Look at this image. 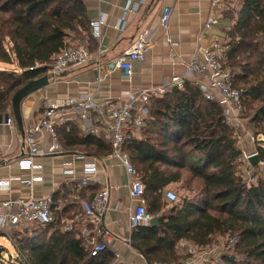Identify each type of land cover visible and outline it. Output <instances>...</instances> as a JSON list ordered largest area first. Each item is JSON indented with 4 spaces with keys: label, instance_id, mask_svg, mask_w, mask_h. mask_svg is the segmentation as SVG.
Returning <instances> with one entry per match:
<instances>
[{
    "label": "trees",
    "instance_id": "1",
    "mask_svg": "<svg viewBox=\"0 0 264 264\" xmlns=\"http://www.w3.org/2000/svg\"><path fill=\"white\" fill-rule=\"evenodd\" d=\"M224 20L229 41L226 66L234 73L233 87L242 92L244 118L257 134L254 149L264 163V0H243L238 10L224 12ZM69 39L89 50L95 47L84 0H0V64L14 67L0 68V118L13 110L19 90L47 76L53 57ZM151 105L141 137L127 141L124 151L160 226L134 229L131 244L150 264H179L180 243L205 248L214 237L223 236L236 242L229 254L210 264H264V171L259 165L253 168L259 176L256 185L243 181V150L224 107L206 99L193 80L182 90L153 98ZM56 133L69 152L96 159L112 153L105 134H84L76 122L56 126ZM173 184L194 191V196L169 202L165 193ZM89 189L82 187L83 199L102 190L88 197ZM55 203L53 198L52 224H30L9 237L17 256L0 246V264H115L111 250L92 256L85 237L61 231L72 215L68 209L56 211ZM6 237L0 230V238Z\"/></svg>",
    "mask_w": 264,
    "mask_h": 264
},
{
    "label": "crops",
    "instance_id": "2",
    "mask_svg": "<svg viewBox=\"0 0 264 264\" xmlns=\"http://www.w3.org/2000/svg\"><path fill=\"white\" fill-rule=\"evenodd\" d=\"M84 1L91 23L103 19L100 37L92 33L95 47L90 49L91 59L88 64L63 72L57 80L50 78L47 86L24 100L23 132L13 110L0 120V163H4L0 166V204L28 198L51 199L53 202V198H56V211L68 209L67 213L70 217L72 215V218L64 220V224L74 225L78 230H88L91 237L101 240V236L93 233L80 205L83 200L81 189L86 187L80 182L84 177L83 166L96 163L97 172L89 184L86 196L92 191L97 193L105 186L110 189L108 209L101 223L103 232L114 235L109 250L118 255L122 264H147L146 259L130 246L132 230L129 218L137 203L130 196L125 168L110 156L96 159L65 149L64 153H49L54 140L42 130L38 134V141L45 154L34 159V164L40 168L21 169L19 163L28 155L24 143L26 132L39 122L50 107L61 106L67 99L88 95L103 108L110 109L124 104L128 92L158 88L172 76L183 75L199 45L215 41L225 44L229 42L224 32L228 25L222 19L219 27L208 33L203 32L212 0ZM165 8L171 9L167 28L161 25ZM124 22L125 26L121 29L119 25ZM145 32L149 34L150 48L143 62L134 63L133 76L127 78L116 68V61ZM96 116L93 112L89 121L81 122L74 108L59 107L56 110V126L61 128L76 122L84 133L87 128L97 125ZM8 118H12L14 124L7 125ZM249 130L244 131L240 145L252 150L255 145L250 142L251 126ZM67 170H73L74 173L68 175ZM33 178L36 181L32 182ZM1 182H9L8 188H3ZM0 240V246L9 252L10 247L15 249L9 239ZM185 247V243L178 245V255L184 253Z\"/></svg>",
    "mask_w": 264,
    "mask_h": 264
},
{
    "label": "built area",
    "instance_id": "3",
    "mask_svg": "<svg viewBox=\"0 0 264 264\" xmlns=\"http://www.w3.org/2000/svg\"><path fill=\"white\" fill-rule=\"evenodd\" d=\"M242 3L243 0H212L203 32L208 33L216 27H219L222 23L224 12L226 10H238ZM170 16L171 9L165 8L161 16V25L164 28H167ZM102 22L103 19L91 23L92 33L97 38L100 37ZM119 26L123 29L125 22ZM150 45L149 34L145 32L140 35L129 50L117 59L116 68L123 72L124 76L131 78L133 76L134 63L145 60ZM228 49V43H220L219 41L212 42L208 45H199L193 58L187 64L183 75L172 76L170 80L158 88H147L137 92H128L125 94L124 104L118 107L115 106L110 109L103 108L88 95L67 99L61 106L53 105L45 112L39 122L26 132L24 143L28 149V155L19 163L20 168L26 170L40 168V166L34 164V159L45 154L40 149L38 141V134L42 130H45L54 140V143L49 149V153L65 152L56 133V110L59 107L69 106L74 108L81 122L89 121L90 115L95 112L97 115V125L87 128L84 134H105L109 143L112 145L110 157L117 160L125 168L129 179L130 196L137 203L133 212L130 214V229L133 231L140 226L150 225V222L155 217L148 210L147 201L144 197V184L140 180L136 168L132 165L128 155L125 153L124 146L131 138L141 137L142 129L151 111L152 99L174 88L182 90L188 80H193L197 83L206 99L218 100L224 107L228 124L234 128L239 142L242 141L245 125L242 92L233 87L235 76L232 69L226 66ZM90 59L91 53L86 45L76 40H69L67 46L53 57L47 76L57 80L63 72L74 68H81L87 65ZM6 124L12 125L14 124V120L8 118ZM252 142H255L254 138ZM240 143L239 146L241 148ZM255 155H258V153L253 148L247 152L243 151L241 159L243 181L248 185H256L259 178L250 163V159ZM259 166L264 171V163L260 162ZM96 172V163L84 164V177L80 181L82 186L89 185ZM73 173V170H67L66 174L71 175ZM33 181H36V178H33ZM1 186L8 188L9 182H1ZM165 197L171 203H178L180 201L177 194L171 190L166 191ZM109 200L110 189L105 186L92 199H83L80 203L85 217L89 220L88 222L93 228V233L96 236H101V240L96 237H91V233L88 230H78L74 225H65L61 229L64 233L70 231L84 236L91 246L92 256H97L108 250L110 242L114 238L113 234L107 231L103 232L101 228L102 218L108 209ZM51 206V199L36 200L35 198H28L2 202L0 204V230L6 231L14 228L21 230L30 224H39L40 226L46 227L54 221ZM185 244V251L188 257L180 264L211 263L208 262L207 256L209 252L205 248H197L189 243ZM119 263L120 259L116 254L115 264ZM153 264L167 263L155 262Z\"/></svg>",
    "mask_w": 264,
    "mask_h": 264
},
{
    "label": "rangeland",
    "instance_id": "4",
    "mask_svg": "<svg viewBox=\"0 0 264 264\" xmlns=\"http://www.w3.org/2000/svg\"><path fill=\"white\" fill-rule=\"evenodd\" d=\"M0 68L1 69H12L14 67L13 66H7V65L0 64ZM244 124H245L244 125V131L245 132L247 130H249V127L251 126L252 132H250V142H252V139L253 138L255 139L257 134H256L255 130L253 129L252 125L249 123V120L248 119L245 118V123ZM245 132H243V135H244ZM141 135H142V133H141ZM262 138L263 137H259L258 140L259 141H263ZM240 144H242V143H240ZM241 148H242L243 151H246V152L250 150V149H247L249 147L246 148L243 145L241 146ZM240 170L242 172V166L240 167ZM192 189H194V187ZM167 190L174 191L177 194L179 200H182V198L187 197V196H189L191 198L194 196V194H193L194 191L191 193L189 190H187L181 184H173ZM33 229H34V225L30 226L27 230L28 231H32ZM15 231H16L15 228L14 229L6 230L5 231V234H7L6 239L8 240L9 237H15V234H14ZM235 242H236V240L230 241L228 237H223V236L214 237L213 240H212V242H211V244L209 246L205 247V249L209 252V255L207 256L208 262H214V263L219 262V260H221V257H222L223 254H227V253L229 254L230 253V250L229 249L232 248V246L234 245ZM8 246H11V245L8 244ZM10 248H11L10 253L12 254V256H17V252L15 251V249H13L12 247H10ZM183 252L184 253L178 255V257H179L178 260L180 259V263L183 260H186L187 257H188L187 254H186V251H183ZM177 263H178V261H177ZM5 264H11V261H6Z\"/></svg>",
    "mask_w": 264,
    "mask_h": 264
},
{
    "label": "water",
    "instance_id": "5",
    "mask_svg": "<svg viewBox=\"0 0 264 264\" xmlns=\"http://www.w3.org/2000/svg\"><path fill=\"white\" fill-rule=\"evenodd\" d=\"M49 77L45 76L39 80L32 81L27 86L19 90L13 97V114L15 116L16 122L20 128V130L23 132V118H22V103L25 99H27L30 95L34 94L35 92L39 91L40 89L44 88L49 84ZM2 121V118H0ZM250 163L253 167H256L260 163V158L258 155L253 156L250 159ZM4 163H0V166H2ZM151 227H159L160 226V220L159 218H154L150 222ZM130 246L134 248V246L130 243ZM147 262V260H146ZM147 264H150L147 262Z\"/></svg>",
    "mask_w": 264,
    "mask_h": 264
}]
</instances>
